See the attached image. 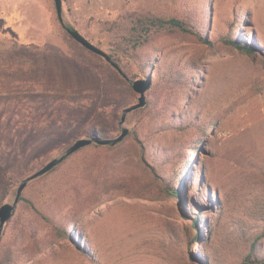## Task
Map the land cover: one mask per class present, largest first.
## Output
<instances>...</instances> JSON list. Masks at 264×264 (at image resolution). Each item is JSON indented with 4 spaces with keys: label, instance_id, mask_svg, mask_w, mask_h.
<instances>
[{
    "label": "rangeland",
    "instance_id": "374dc122",
    "mask_svg": "<svg viewBox=\"0 0 264 264\" xmlns=\"http://www.w3.org/2000/svg\"><path fill=\"white\" fill-rule=\"evenodd\" d=\"M132 13L188 18L210 44L162 32L118 58L151 77L147 104L120 145L28 182L0 264H262L264 0H63L65 24L108 53ZM127 83L69 36L54 0H0V205L77 139L118 136L138 102Z\"/></svg>",
    "mask_w": 264,
    "mask_h": 264
},
{
    "label": "water",
    "instance_id": "95a60500",
    "mask_svg": "<svg viewBox=\"0 0 264 264\" xmlns=\"http://www.w3.org/2000/svg\"><path fill=\"white\" fill-rule=\"evenodd\" d=\"M56 14L59 22L62 24L66 32L69 36L74 39L77 43H79L82 47L89 50L90 52L97 54L103 57L107 62H109L116 70L131 84L133 90L138 93V102L126 107L122 111L121 119L119 121V125L121 128V133L113 138H106L98 135L97 133H93L89 138H80L77 139L71 146H69L66 151L59 157H55L47 162L44 166L39 168L33 174L29 175L25 178L17 188V193L13 202H6L0 205V239L2 237V233L4 230L5 224L12 219L15 214L17 204L21 200L24 189L26 188L28 182L48 173L51 171L56 165L63 162L70 155L74 154L78 150L89 146L93 143L98 145H116L122 142L126 136L129 134L130 130L128 127L124 126L127 115L130 112L143 108L147 104V91L152 86V80L150 76L132 79L130 78L121 66L110 56V54L102 49L101 47L92 43L89 39H87L78 29L71 25L65 24L63 20V0H54Z\"/></svg>",
    "mask_w": 264,
    "mask_h": 264
},
{
    "label": "trees",
    "instance_id": "16d2710c",
    "mask_svg": "<svg viewBox=\"0 0 264 264\" xmlns=\"http://www.w3.org/2000/svg\"><path fill=\"white\" fill-rule=\"evenodd\" d=\"M125 19L127 22L126 28H125V34L122 36H119L117 40L115 41L116 43L115 46L117 50H115L114 53H111V52L109 53L110 56L116 62H118V58L121 56H124V57L125 56L126 57L135 56L134 54L139 48L148 44L154 35L158 33H162V32H170V33L181 32V33L194 36L201 43L210 44V41L208 40V38L202 33L200 29L201 26L198 23L193 22L188 18L177 17V16L164 17V16H158L155 14L132 13L126 16ZM222 42L224 44L233 46L237 48L238 50L248 53V54H253L255 52L254 48H252L251 46L247 44H241L237 39L232 38L231 36L222 38ZM170 82L175 83V85H178L180 80L171 78ZM127 85L130 86L129 83H127ZM142 109L143 108H140L136 111H141ZM191 125H192L191 122H188L185 126H182L179 128L181 130H186L189 127H191ZM120 143L116 145H120ZM94 146L102 147L101 145H98V144H95ZM106 147H113V145H108ZM196 150H197V146H194V151ZM63 162L56 165L50 172L57 169L60 165L63 164ZM172 196L178 197V194L174 191ZM247 258L251 259V254H249ZM256 261L257 260H250L251 263H255ZM260 263L264 264V258L261 259Z\"/></svg>",
    "mask_w": 264,
    "mask_h": 264
}]
</instances>
